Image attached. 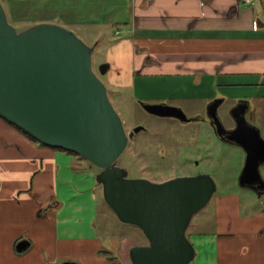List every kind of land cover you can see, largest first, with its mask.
<instances>
[{
  "label": "crops",
  "instance_id": "0c3cea01",
  "mask_svg": "<svg viewBox=\"0 0 264 264\" xmlns=\"http://www.w3.org/2000/svg\"><path fill=\"white\" fill-rule=\"evenodd\" d=\"M28 1L34 0H3L11 17L16 4ZM260 1L37 0L43 9L79 12L85 7L103 16L64 20L59 13L34 24L90 28L88 39L96 42L95 50L112 35V43L106 45V85L119 94L118 88L131 90L136 103L189 105L192 111L197 103H217L228 121L226 105L232 108L243 101L248 120L264 137V0ZM105 10H113L109 20ZM110 25L116 26L113 34ZM0 167L14 183L6 193L0 183V264H132L128 251L148 243L141 239V234L146 238L142 230L135 232L125 223L126 235L112 237L106 245L98 228V172L76 154L41 144L3 118ZM244 207L241 196H221L212 211L192 221L189 239L196 255L189 264H264V209ZM113 215L119 220L114 211ZM22 240L29 244L18 250Z\"/></svg>",
  "mask_w": 264,
  "mask_h": 264
},
{
  "label": "water",
  "instance_id": "95a60500",
  "mask_svg": "<svg viewBox=\"0 0 264 264\" xmlns=\"http://www.w3.org/2000/svg\"><path fill=\"white\" fill-rule=\"evenodd\" d=\"M94 50L59 23L41 22L17 30L0 1V116L36 140L75 151L101 169L97 181L103 185L106 202L122 222L139 226L148 239L147 244L132 246V264H189L196 249L187 229L216 192L215 180L208 173L162 182L128 175L118 160L143 126L127 131L93 67ZM108 68L107 62L102 63L101 74ZM213 104L210 118L218 136L246 152L239 183L260 195L264 192L261 129L248 120L245 102L231 108L235 122L231 129ZM141 106L159 116L192 119L169 103L141 102ZM28 244L22 240L17 249Z\"/></svg>",
  "mask_w": 264,
  "mask_h": 264
},
{
  "label": "rangeland",
  "instance_id": "374dc122",
  "mask_svg": "<svg viewBox=\"0 0 264 264\" xmlns=\"http://www.w3.org/2000/svg\"><path fill=\"white\" fill-rule=\"evenodd\" d=\"M0 1L6 9L9 22L19 31L32 26L36 20H40L44 17H55L59 15V13H63L64 20L76 19L78 17H82V20H88V17H92L96 14L103 16V12H98V10L94 9H85V7H83L82 10H78L79 12L75 11L73 8L57 9L52 7L50 10L43 9L42 5L38 4L37 0H34L28 1V3L16 4L17 9L14 10L15 15L11 17L9 6H6L3 0ZM257 2L258 5L261 4L260 0H257ZM105 12V19L109 20L110 13L113 12V10H105ZM123 15L124 13L121 14V17ZM56 20L57 19H55V21ZM64 26L75 31L87 44L90 45L92 43L91 40L88 39V34L91 31L90 28H80L77 25L71 24ZM108 27L110 28V34H113L114 32H112L113 30L111 29L116 28V26L110 25ZM109 38L111 39L103 42L93 53V67L105 84L108 81L109 74H101L100 65L106 62V45L112 43L114 39L112 35H110ZM115 89L111 87L108 88L109 97L123 119L127 131L137 126H144L147 128L146 131L139 130L135 133L127 150L118 160L120 166L126 169L130 168V177L143 175L150 178L163 179L176 176L198 175L200 173L210 174L215 180L217 190L207 206L197 212L192 221L202 216L205 210L210 209L212 211L216 198L221 196H241L246 210L255 211L264 209V192L259 195L255 190L243 187L239 183V176L246 160V153L242 147L222 140L214 130L212 123H199L194 121L181 122L175 118L150 115L141 104L133 100L129 92L131 90L128 91L127 89L118 88L121 93L119 94ZM228 103V105L231 106L230 104L232 102ZM204 107L203 104H200L199 109L205 112ZM230 108L231 107L228 108L226 105L224 110L226 115L230 111ZM187 110L191 112L189 105L187 106ZM148 151L150 153L149 156L147 154ZM142 152H144V154L142 157L140 156V159L139 154ZM128 159L132 160L131 166ZM197 161L199 162L198 164H196ZM141 164L148 166L143 172L138 171ZM260 170L264 178V163L261 164ZM96 171L98 173L100 172L98 168H96ZM22 172L18 175L21 180L24 178ZM0 181L4 186L3 192L5 193L9 192L11 185L14 184L13 177L5 173L1 167ZM49 183L50 182H48V184ZM49 186H51V184ZM98 190L99 237L106 245H110L112 237L122 239L123 236L126 235L124 231L125 223L121 222L113 215V211H111L109 205L104 201L102 184L98 185ZM192 224L193 222L191 223V227ZM128 226H134L132 227L133 230L138 233L141 230L137 225L130 224ZM191 227L187 229L188 235L191 231ZM141 236V239L147 243L148 240L144 235L141 234ZM129 254L130 251H128V255ZM114 255H116L115 257H119L115 253Z\"/></svg>",
  "mask_w": 264,
  "mask_h": 264
},
{
  "label": "flooded vegetation",
  "instance_id": "af4514ba",
  "mask_svg": "<svg viewBox=\"0 0 264 264\" xmlns=\"http://www.w3.org/2000/svg\"><path fill=\"white\" fill-rule=\"evenodd\" d=\"M166 103V102H165ZM177 106V105H176ZM199 106H200V103H197L196 105H195V110L194 111H192V110H190L191 112H189L188 110H187V107L185 108V107H181L184 111H185V113L187 114V116L189 117V118H192L191 120H189V121H183V120H181V119H179V118H176V117H171V116H159V115H156V114H153V113H150V112H148V111H146L148 114H150V115H153V116H157V117H169V118H175V119H177V120H179V121H181V122H191V121H194V122H199V123H205V122H207V123H209V124H211V118H210V114H211V112H213V109H212V107L214 106V104H211L210 106H209V104L207 105V106H205L204 107V110H205V112H203V111H201L200 109H199ZM216 106H217V104H216ZM210 108V109H209ZM217 109H219V106H217ZM217 113H218V115H219V117L221 118V120H222V122H223V124H224V126L226 127V128H228V129H231V128H233L234 126H235V122H234V120H233V118H232V116L229 114V117H228V121H226V117L225 116H221V114L219 113V111L217 110ZM189 114H192V115H189ZM134 128H132L130 131H132ZM141 130H143V131H146L147 130V128L146 127H142V129ZM215 130V129H214ZM129 131V132H130ZM151 131V130H150ZM130 142H131V140H130ZM129 142V143H130ZM126 150H127V148H126ZM125 150V151H126ZM125 151H124V153H125ZM144 154V152H142V153H140L139 154V158L141 159V157H142V155ZM147 154H148V156L150 155V153H149V151L147 152ZM141 156V157H140ZM128 161H130V166H131V163H132V160L131 159H128ZM199 162L197 161L196 162V164H198ZM146 168H148V166L147 165H143V164H141L140 166H139V170L138 171H141V172H143L144 170H146ZM132 169V168H131ZM127 170H128V172H130V168H127ZM129 175V174H128ZM186 176H191V175H186ZM138 177H143V178H148V179H150V180H153V181H157V182H162V181H165V180H168V179H170V178H173V177H169V178H163V179H158V178H150V177H146V176H138Z\"/></svg>",
  "mask_w": 264,
  "mask_h": 264
},
{
  "label": "trees",
  "instance_id": "16d2710c",
  "mask_svg": "<svg viewBox=\"0 0 264 264\" xmlns=\"http://www.w3.org/2000/svg\"><path fill=\"white\" fill-rule=\"evenodd\" d=\"M95 43L96 42H92L90 45H93L95 46ZM95 51V50H94ZM101 73V72H100ZM1 117V116H0ZM3 118V117H2ZM4 120H6L8 123H10L11 125H13L15 128H17L19 131L23 132L24 134H26L28 137H30L31 139L41 143V144H44L38 140H36L34 137H32L31 135H29L27 132H25L22 128H20L19 126L15 125L14 123L10 122L9 120L3 118ZM44 145H47V144H44ZM56 148V147H55ZM59 149H62V148H59ZM62 150H66V149H62ZM66 151H69L71 153H74L76 154L78 157H80L83 161L86 162V164H88L90 166V168H92L93 170H96V168H98L99 170H101L99 167H97L95 164H93L90 160H88L87 158H85L84 156L78 154L77 152L75 151H72V150H66ZM124 154V153H123ZM100 184V183H99ZM105 200V199H104ZM106 202V200H105ZM107 203V202H106ZM108 204V203H107ZM109 205V204H108ZM110 207V206H109ZM111 208V207H110ZM114 211V210H113ZM115 213V212H114ZM116 214V213H115ZM117 215V214H116ZM120 220V219H119ZM139 227V226H138ZM140 228V227H139ZM141 229V228H140ZM142 230V229H141ZM143 232V231H142ZM144 233V232H143ZM187 236L189 237V235L187 234ZM147 238V237H146ZM148 240V239H147ZM111 252V250L109 251ZM111 258H114V257H111ZM115 259V258H114Z\"/></svg>",
  "mask_w": 264,
  "mask_h": 264
},
{
  "label": "built area",
  "instance_id": "2783aa9c",
  "mask_svg": "<svg viewBox=\"0 0 264 264\" xmlns=\"http://www.w3.org/2000/svg\"><path fill=\"white\" fill-rule=\"evenodd\" d=\"M254 0H244V2H247V3H251L253 2Z\"/></svg>",
  "mask_w": 264,
  "mask_h": 264
}]
</instances>
